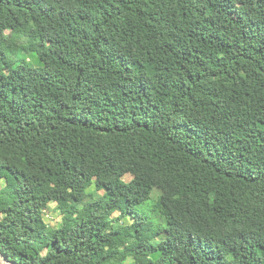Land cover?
Masks as SVG:
<instances>
[{
    "label": "trees",
    "instance_id": "1",
    "mask_svg": "<svg viewBox=\"0 0 264 264\" xmlns=\"http://www.w3.org/2000/svg\"><path fill=\"white\" fill-rule=\"evenodd\" d=\"M0 254L264 264V0H0Z\"/></svg>",
    "mask_w": 264,
    "mask_h": 264
},
{
    "label": "rangeland",
    "instance_id": "2",
    "mask_svg": "<svg viewBox=\"0 0 264 264\" xmlns=\"http://www.w3.org/2000/svg\"><path fill=\"white\" fill-rule=\"evenodd\" d=\"M28 58L29 60L37 63L35 61V58H33V56H29ZM159 194H160L159 190L154 188L152 190L151 198L144 204L137 206L136 209L139 210L141 214L144 215L149 221H151L152 224H154L158 229H162V227H164L165 224L153 209L154 200L158 197ZM113 216L117 217L118 213L114 214ZM44 220L46 224L51 228H58L60 226L61 216L56 209L55 203H51L49 209L45 211ZM127 221L128 219L124 220L123 222L125 223ZM161 236H164V233Z\"/></svg>",
    "mask_w": 264,
    "mask_h": 264
},
{
    "label": "water",
    "instance_id": "3",
    "mask_svg": "<svg viewBox=\"0 0 264 264\" xmlns=\"http://www.w3.org/2000/svg\"><path fill=\"white\" fill-rule=\"evenodd\" d=\"M1 260L5 263V264H14L9 262L6 258H4L1 254H0Z\"/></svg>",
    "mask_w": 264,
    "mask_h": 264
},
{
    "label": "bare ground",
    "instance_id": "4",
    "mask_svg": "<svg viewBox=\"0 0 264 264\" xmlns=\"http://www.w3.org/2000/svg\"><path fill=\"white\" fill-rule=\"evenodd\" d=\"M0 264H5V263L1 260V257H0Z\"/></svg>",
    "mask_w": 264,
    "mask_h": 264
}]
</instances>
